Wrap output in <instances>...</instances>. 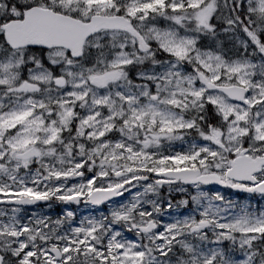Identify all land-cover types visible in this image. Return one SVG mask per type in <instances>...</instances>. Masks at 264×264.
<instances>
[{
  "label": "snow or ice",
  "instance_id": "snow-or-ice-1",
  "mask_svg": "<svg viewBox=\"0 0 264 264\" xmlns=\"http://www.w3.org/2000/svg\"><path fill=\"white\" fill-rule=\"evenodd\" d=\"M0 264H264V0H0Z\"/></svg>",
  "mask_w": 264,
  "mask_h": 264
},
{
  "label": "rangeland",
  "instance_id": "rangeland-1",
  "mask_svg": "<svg viewBox=\"0 0 264 264\" xmlns=\"http://www.w3.org/2000/svg\"><path fill=\"white\" fill-rule=\"evenodd\" d=\"M226 195H231V194L226 193ZM233 198H235V197H233ZM41 208H42V207H41ZM41 208H38V211H40ZM58 210H59V206H56L52 211H53V212H56V211H58Z\"/></svg>",
  "mask_w": 264,
  "mask_h": 264
},
{
  "label": "flooded vegetation",
  "instance_id": "flooded-vegetation-1",
  "mask_svg": "<svg viewBox=\"0 0 264 264\" xmlns=\"http://www.w3.org/2000/svg\"><path fill=\"white\" fill-rule=\"evenodd\" d=\"M35 210H38V208H37V209H35Z\"/></svg>",
  "mask_w": 264,
  "mask_h": 264
}]
</instances>
